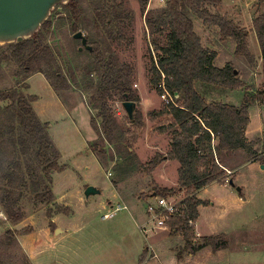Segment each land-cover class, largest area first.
Wrapping results in <instances>:
<instances>
[{"label":"rangeland","instance_id":"obj_1","mask_svg":"<svg viewBox=\"0 0 264 264\" xmlns=\"http://www.w3.org/2000/svg\"><path fill=\"white\" fill-rule=\"evenodd\" d=\"M77 1L83 11L79 31L86 38L87 45L98 43L105 56H115L119 62L132 67L130 87L138 97L133 116L140 118L142 128L132 149H128L124 134L130 129V121L121 107L122 102L114 98L109 105L117 141L111 143L99 137L90 144L97 143L104 155L89 151L87 142L95 137L90 118L97 114L89 106V97L93 93L90 85L94 86L96 79L89 77L85 71L91 63L90 51H79L80 41L73 39L65 13L60 8L55 9L50 16L51 25L44 33L71 83L70 89L57 96L37 80L29 81L36 74L25 79L17 74L14 64L2 61L0 91L16 88L26 97H34L32 108L38 100L34 112L38 113L41 121H48V135L60 153L57 163L63 171L51 176L54 202L48 206L34 200L30 182L25 178L27 183L21 190L18 204L24 218L18 224L11 225L7 221L0 205V259L5 264H264V165L257 161L253 166H241L248 160L241 151L225 154L224 160L229 162L226 163L228 168L241 166L233 182L242 194H237L230 186L215 185L199 195L206 203L214 202L213 207L202 211L200 221L205 232H210L206 221H213L212 228L225 233L221 236L226 247L221 249L220 254H212V249L207 247L209 251L203 253V258L195 255L191 260L189 253L183 252V256L176 260L183 247L181 237L171 235L169 229L139 232L138 228L145 218L142 223L137 218L139 215L143 218L153 188L177 187V162L171 161L165 169L158 167L150 175L140 168L157 153L165 155L170 143V135L158 131L167 120L149 116L163 103L149 84L148 71L150 56L153 59L156 57L153 40L163 44L164 38H156L145 20L147 16L160 13L163 6L155 0H148L142 10L137 0H109L110 5L121 7V14L130 15V18L119 23L120 35L108 40L103 34V27L94 26L93 0ZM218 1L217 7L204 5L203 9L225 17L248 32L252 64L234 55V42L222 39L217 27L206 25L189 14L201 46L217 55L214 65L218 68L231 65L244 84L240 90L223 94L218 93L220 91L209 93L210 89L204 90L200 86L196 89L208 102L240 105L244 97L255 95L262 85L260 50L252 23L264 13V0ZM7 55V48L1 46L0 60ZM4 107L5 104L0 105V118L1 124L7 126L9 119ZM248 114L245 136L250 142L258 141L255 149L257 153L263 152L264 157V104L252 103ZM95 121L98 124L99 120ZM15 157L7 143L0 146V161L5 166L15 161ZM86 187H94L100 193L85 199L83 193ZM183 196L184 192L176 195L177 198ZM108 202L125 209L115 213L111 219L101 220L102 215L109 212L103 209V205H111ZM59 209L68 214H58ZM137 221L140 223L136 226ZM8 231L14 234L13 238L7 236Z\"/></svg>","mask_w":264,"mask_h":264},{"label":"trees","instance_id":"obj_2","mask_svg":"<svg viewBox=\"0 0 264 264\" xmlns=\"http://www.w3.org/2000/svg\"><path fill=\"white\" fill-rule=\"evenodd\" d=\"M147 1L137 0L142 10ZM110 4L109 0H93L94 26H102L103 34L108 40H112L115 35L119 36V23L130 18V15L121 14V7ZM218 4V0H167L160 13L147 16L145 20L146 26L156 38H164L163 44L155 40L152 43L156 57L153 59L150 56L149 59V84L156 95L166 93L173 100L175 96L177 98L174 104L163 102L158 111L149 114L153 119L167 120L166 125L158 131L160 134L170 135L169 150L165 155L156 154L140 168L150 175L165 161H175L178 164L177 187L153 188L152 192L165 198L184 192L183 207L167 223L170 234L179 235L183 241L182 251L177 254L178 260L183 252L195 254L207 247L216 252L226 247L222 236L196 240L193 234L198 207L204 204L195 197V193L210 184L223 185L228 180L229 185L234 180V174H227L222 168L224 155L241 151L247 155L248 160L259 161L264 165L263 152L257 153L255 149L258 141L250 142L245 138L249 124V106L256 101L264 104V13L252 23L261 57V89L251 97H244L239 107L208 102L196 89L200 86L204 90L210 89L209 93L220 91L218 93L223 94L240 90L244 84L231 65L227 64L223 68L214 65L217 55L201 46L189 14L195 15L206 25L217 27L222 39L234 42V55L243 57L252 64L248 50V32L225 17L210 14L203 9L204 5L217 7ZM58 8L65 13L72 34L78 32L83 13L78 1L70 0L69 4L55 9ZM50 18L31 39L21 44L3 46L7 48L8 55L2 57L0 63L4 61L14 64L18 69L17 74L25 79L34 74L42 75L53 92L60 96L70 89L71 83L58 64L56 53L44 33L51 25ZM89 45L91 63L85 71L89 77L96 79L95 85H90L93 93L89 97V106L97 112L95 117L90 118V126L98 137L115 143L116 130L109 103L114 98L120 102L126 99L134 103L138 101L136 93L130 87L133 69L130 65L119 62L115 56H105L98 43ZM73 80L75 81L74 77ZM34 101V97H26L16 88L0 91V105L5 104L4 110L9 119V124L5 126L1 124L0 118V146L7 143L16 154V160L10 161L6 166L0 161V205L11 225L18 224L24 218L18 204L21 190L27 183L25 178L30 182L34 200L48 206L54 202L51 176L61 170L57 163L59 154L48 135V125L38 119L32 108ZM95 120H99L98 124ZM141 128L140 118L135 115L133 122H130V129L124 134L128 149H132ZM4 136H7L5 140H1ZM88 147L91 153L104 155L97 143L89 144ZM63 211L59 209L57 212L68 214ZM6 234L13 238L12 232L8 231ZM0 264L5 263L0 259Z\"/></svg>","mask_w":264,"mask_h":264},{"label":"water","instance_id":"obj_3","mask_svg":"<svg viewBox=\"0 0 264 264\" xmlns=\"http://www.w3.org/2000/svg\"><path fill=\"white\" fill-rule=\"evenodd\" d=\"M70 0H0V47L10 44H21L31 39L50 18L56 7L69 4ZM73 39L79 40L81 47L79 51L85 49L91 51L87 45L86 38L82 33L76 32ZM236 74V71L234 72ZM127 118L133 122L135 103L127 99L121 103ZM264 169V166H262ZM234 187L233 182L229 183ZM239 192V188H236ZM100 192L94 187H86L84 197L98 195ZM156 195H151L154 198ZM58 232L55 231V234Z\"/></svg>","mask_w":264,"mask_h":264},{"label":"crops","instance_id":"obj_4","mask_svg":"<svg viewBox=\"0 0 264 264\" xmlns=\"http://www.w3.org/2000/svg\"><path fill=\"white\" fill-rule=\"evenodd\" d=\"M31 80H37L38 82H40L41 84H42V86L44 87V88H47V90L49 91V92H51V87L49 86V84L46 82V80L43 78V76L42 75H40V74H36V75H34L29 81H31ZM32 81V82H33ZM50 94H52L51 96H53V97H55V98H57V96L55 95H53V93H50ZM37 103H38V100H37V102H35L34 104H33V110L34 111H36V106H37ZM229 105H233V106H235V107H239L240 105H237V104H233V103H228ZM159 109H156L155 111H158ZM35 114L37 115L38 113L37 112H35ZM37 117H38V115H37ZM90 118V117H89ZM38 119L41 121V119L38 117ZM42 123H44V124H47L48 123V121H41ZM50 128V127H49ZM248 128V127H247ZM247 128H246V131H247ZM92 132H93V134H94V138H93V140H91L90 142H87V148H88V145L91 143V142H93L94 140H97L99 137L96 135V133L92 130ZM245 134H246V132H245ZM245 138H246V136H245ZM247 139V138H246ZM247 141H249V139H247ZM54 144V143H53ZM55 146V145H54ZM56 148V147H55ZM59 153V152H58ZM162 153V152H161ZM167 153V152H166ZM60 154V153H59ZM157 154H159V153H157ZM163 154V153H162ZM223 156V155H222ZM222 156H221V158H222ZM97 160V159H96ZM171 161H165V162H163L161 165H159L158 167L159 168H163V169H165V167L170 163ZM173 162H175V161H173ZM256 162L257 161H252V160H245V162H243V164L241 165V166H244V165H248V166H253L254 164H256ZM99 163V162H98ZM222 168L224 169V171H227L229 174H234V180H235V177H236V175H237V173H238V169L241 167H239V168H228V166H227V164L226 163H229V162H226V160H224V157L222 158ZM158 167L156 168V169H158ZM178 169V168H177ZM177 172V171H176ZM233 180V181H234ZM233 184H234V182H233ZM219 186V187H227V186H230V185H228V184H223V185H220V184H217V183H213V184H210L209 186H206L205 188H203V189H201V190H199L198 192H196L195 193V197L198 199V200H200L201 202H203L204 204L203 205H201V206H199L198 207V218H197V220L195 221V223H194V227H193V234H194V237L196 236L198 239H196V237H195V239L196 240H199V239H201V238H204V237H211V236H221V235H225V233L222 231V230H218L216 227L215 228H212L213 226H214V222L213 221H210V222H207L206 221V224H207V226H209L210 228H208V229H210V232L208 231V232H205L204 231V227L203 228H201V221H200V217H201V214H202V211L203 210H205L206 208H211V207H213L214 206V202H212V204H209V203H206L205 201H203V199L202 198H200L199 197V195L202 193V192H204V191H206L209 187H212V186ZM175 186H177V181H176V184H175ZM231 187V186H230ZM163 188H165V187H163ZM231 188H233V189H235L236 190V187L234 186V187H231ZM169 189V188H168ZM239 192H237V194H242V190L239 188ZM149 198H152L151 197V195L149 196ZM108 203H110L111 205H107L108 207H106L105 205H103V209H106L107 211H109L108 213L106 212L104 215H102V217H101V220H106V219H104V216L105 215H109V217L107 218V219H111V218H113L114 216H115V212H114V207L117 205H113L111 202H108ZM119 203V202H118ZM108 209H110V210H108ZM138 213V212H137ZM137 213H136V217H138V215H137ZM145 218V214H143V218L139 215V217L137 218V219H141L140 220V222L142 223V221H143V219ZM139 221H137L136 222V226L140 223ZM204 225V224H203ZM206 226V225H205ZM166 229H169L168 227H166ZM205 229H207L206 227H205ZM174 236H176V235H174ZM179 236V235H178ZM180 237V236H179ZM182 239V238H181ZM183 242V241H182ZM171 249V248H170ZM172 250V249H171ZM181 250H182V248H181ZM206 250H208L209 251V248H203L202 250H200V251H198V252H196L195 254H191L189 251H187L189 254V257L191 256V260H193L195 257V255H197V257H201V258H203V253L204 252H206ZM210 251H211V249H210ZM222 252V250L220 249V250H217L216 252H213L212 251V254H220ZM186 253V252H185ZM210 254H211V252H210ZM183 256V255H182ZM176 260H177V256H176Z\"/></svg>","mask_w":264,"mask_h":264},{"label":"built area","instance_id":"obj_5","mask_svg":"<svg viewBox=\"0 0 264 264\" xmlns=\"http://www.w3.org/2000/svg\"><path fill=\"white\" fill-rule=\"evenodd\" d=\"M151 1V0H149ZM159 5L165 6L167 0H155ZM162 101L166 104L173 103L177 96L174 97V100L168 96V94L164 93L160 96ZM229 174V173H228ZM225 183H228V180H225ZM150 203L147 204L145 208V221L142 225L139 226V232L142 234L146 229L151 231L153 229L165 230L167 227L168 221L174 214H177L180 209L183 207L182 198L173 197H158L150 198ZM121 205H116L114 207V212H120L124 210ZM109 215H105L104 219H107ZM190 224H192L190 222Z\"/></svg>","mask_w":264,"mask_h":264},{"label":"bare ground","instance_id":"obj_6","mask_svg":"<svg viewBox=\"0 0 264 264\" xmlns=\"http://www.w3.org/2000/svg\"><path fill=\"white\" fill-rule=\"evenodd\" d=\"M4 217V216H3Z\"/></svg>","mask_w":264,"mask_h":264}]
</instances>
